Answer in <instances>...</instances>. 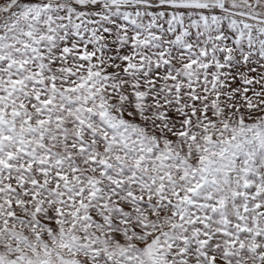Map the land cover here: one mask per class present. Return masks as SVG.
Listing matches in <instances>:
<instances>
[{
    "label": "snow or ice",
    "instance_id": "6c2138e0",
    "mask_svg": "<svg viewBox=\"0 0 264 264\" xmlns=\"http://www.w3.org/2000/svg\"><path fill=\"white\" fill-rule=\"evenodd\" d=\"M0 264H264V0H0Z\"/></svg>",
    "mask_w": 264,
    "mask_h": 264
}]
</instances>
